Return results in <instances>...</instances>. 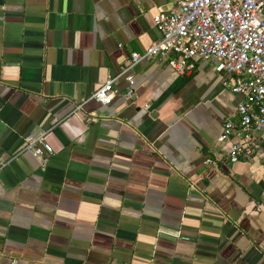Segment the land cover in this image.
<instances>
[{
  "label": "crops",
  "instance_id": "obj_1",
  "mask_svg": "<svg viewBox=\"0 0 264 264\" xmlns=\"http://www.w3.org/2000/svg\"><path fill=\"white\" fill-rule=\"evenodd\" d=\"M173 6L0 0V264H264V131L227 162L237 137L216 138L240 98L208 64L150 58L110 105L90 99ZM39 135L44 162L16 154Z\"/></svg>",
  "mask_w": 264,
  "mask_h": 264
},
{
  "label": "built area",
  "instance_id": "obj_2",
  "mask_svg": "<svg viewBox=\"0 0 264 264\" xmlns=\"http://www.w3.org/2000/svg\"><path fill=\"white\" fill-rule=\"evenodd\" d=\"M169 1L173 8L151 19L158 38L144 52H131L121 72L108 77L90 99L110 105L119 95L117 78L150 58L162 60L179 76L189 74L197 61L204 62L220 77L221 88L240 98L237 122L225 120L216 142L237 137L226 149L228 163L253 156L259 147L252 135L264 131V0ZM125 81L128 89L122 96L128 99L132 76ZM260 149L264 152V145ZM22 152L42 162L52 154L42 135L28 137L16 154ZM259 199L264 204V189Z\"/></svg>",
  "mask_w": 264,
  "mask_h": 264
}]
</instances>
